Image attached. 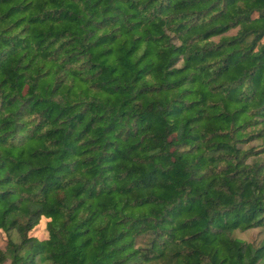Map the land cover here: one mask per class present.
Here are the masks:
<instances>
[{"label": "trees", "instance_id": "obj_1", "mask_svg": "<svg viewBox=\"0 0 264 264\" xmlns=\"http://www.w3.org/2000/svg\"><path fill=\"white\" fill-rule=\"evenodd\" d=\"M0 228V264H264V0H0Z\"/></svg>", "mask_w": 264, "mask_h": 264}, {"label": "rangeland", "instance_id": "obj_2", "mask_svg": "<svg viewBox=\"0 0 264 264\" xmlns=\"http://www.w3.org/2000/svg\"><path fill=\"white\" fill-rule=\"evenodd\" d=\"M231 31H235L234 29H232ZM48 218L45 216H42L39 220V222L31 229V233L35 234L39 237H46L47 236V229H46V225L45 222ZM238 235L243 236L245 238H252V236H254V234L256 233V229L254 230H249V231H237L236 232ZM6 243V236L5 233L1 230L0 228V247H4Z\"/></svg>", "mask_w": 264, "mask_h": 264}]
</instances>
